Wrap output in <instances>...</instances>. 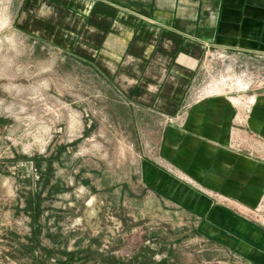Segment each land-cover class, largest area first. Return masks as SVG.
I'll return each mask as SVG.
<instances>
[{"label": "rangeland", "instance_id": "1", "mask_svg": "<svg viewBox=\"0 0 264 264\" xmlns=\"http://www.w3.org/2000/svg\"><path fill=\"white\" fill-rule=\"evenodd\" d=\"M12 16L0 0V264H252L143 183L151 121ZM223 54L210 53L195 91L246 109L264 56Z\"/></svg>", "mask_w": 264, "mask_h": 264}, {"label": "crops", "instance_id": "2", "mask_svg": "<svg viewBox=\"0 0 264 264\" xmlns=\"http://www.w3.org/2000/svg\"><path fill=\"white\" fill-rule=\"evenodd\" d=\"M10 2L19 30L83 62L158 130L156 154L141 157L153 194L264 264V89L246 109L195 91L210 53L264 56V0Z\"/></svg>", "mask_w": 264, "mask_h": 264}, {"label": "built area", "instance_id": "3", "mask_svg": "<svg viewBox=\"0 0 264 264\" xmlns=\"http://www.w3.org/2000/svg\"><path fill=\"white\" fill-rule=\"evenodd\" d=\"M214 53H212V55H213ZM215 55H218V56H225V54H223V53H215ZM246 76V75H245ZM247 78L249 79V77H248V75H247ZM247 79V80H248ZM251 81L252 80H250V81H248L247 83H246V85L244 86V88H246L247 90L248 89H250V88H252V87H250V86H253L252 84H254V86H256L257 84H258V87L259 88H264V79H262V80H260V83H259V81H255V82H253V83H251ZM250 104H252V102L250 103Z\"/></svg>", "mask_w": 264, "mask_h": 264}, {"label": "bare ground", "instance_id": "4", "mask_svg": "<svg viewBox=\"0 0 264 264\" xmlns=\"http://www.w3.org/2000/svg\"><path fill=\"white\" fill-rule=\"evenodd\" d=\"M251 102H252V101H250V103H251ZM250 103H249V104H250Z\"/></svg>", "mask_w": 264, "mask_h": 264}]
</instances>
